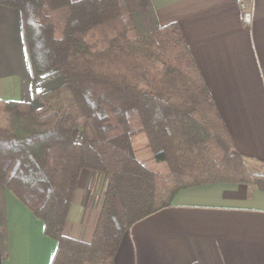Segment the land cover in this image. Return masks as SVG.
<instances>
[{
	"label": "trees",
	"instance_id": "1",
	"mask_svg": "<svg viewBox=\"0 0 264 264\" xmlns=\"http://www.w3.org/2000/svg\"><path fill=\"white\" fill-rule=\"evenodd\" d=\"M21 14L36 104L0 100V193L45 224L52 264H112L125 233L196 186L264 190L177 24L151 0H0ZM61 100V101H60ZM83 171L107 180L91 243L64 235Z\"/></svg>",
	"mask_w": 264,
	"mask_h": 264
},
{
	"label": "crops",
	"instance_id": "2",
	"mask_svg": "<svg viewBox=\"0 0 264 264\" xmlns=\"http://www.w3.org/2000/svg\"><path fill=\"white\" fill-rule=\"evenodd\" d=\"M240 1L151 0L160 26L180 27L247 167L264 174V0H254L250 28ZM51 83L62 80L42 85L31 77L21 14L0 5V100L35 106ZM106 182L82 172L65 236L93 241ZM57 248L42 220L10 191L0 193V264H52ZM112 264H264V190L232 183L183 189L125 233Z\"/></svg>",
	"mask_w": 264,
	"mask_h": 264
},
{
	"label": "built area",
	"instance_id": "3",
	"mask_svg": "<svg viewBox=\"0 0 264 264\" xmlns=\"http://www.w3.org/2000/svg\"><path fill=\"white\" fill-rule=\"evenodd\" d=\"M242 11V21L245 26L251 27L254 21L255 4L254 0H241L239 2Z\"/></svg>",
	"mask_w": 264,
	"mask_h": 264
},
{
	"label": "rangeland",
	"instance_id": "4",
	"mask_svg": "<svg viewBox=\"0 0 264 264\" xmlns=\"http://www.w3.org/2000/svg\"><path fill=\"white\" fill-rule=\"evenodd\" d=\"M54 83H58V82L55 81ZM57 86H58L57 84H53V86H52V83H51L49 87L52 88V87H57ZM17 97H18V92H17Z\"/></svg>",
	"mask_w": 264,
	"mask_h": 264
}]
</instances>
